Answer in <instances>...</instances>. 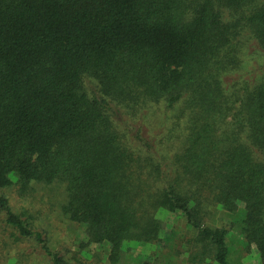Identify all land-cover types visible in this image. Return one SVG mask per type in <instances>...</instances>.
<instances>
[{
	"label": "trees",
	"instance_id": "obj_1",
	"mask_svg": "<svg viewBox=\"0 0 264 264\" xmlns=\"http://www.w3.org/2000/svg\"><path fill=\"white\" fill-rule=\"evenodd\" d=\"M161 209L195 262L264 264V0H0L3 232L49 264H162Z\"/></svg>",
	"mask_w": 264,
	"mask_h": 264
},
{
	"label": "rangeland",
	"instance_id": "obj_2",
	"mask_svg": "<svg viewBox=\"0 0 264 264\" xmlns=\"http://www.w3.org/2000/svg\"><path fill=\"white\" fill-rule=\"evenodd\" d=\"M36 194L37 196H41L43 194V190L40 189V191ZM14 197L20 205L21 200L18 196H16V194ZM39 198L37 199L35 205L44 210L43 217L50 218L51 215H54V213L47 209V205L45 203H38L40 201ZM157 216L163 221V237L167 246H169L168 248H165L167 253L163 256L164 262L162 264H199L195 262V258H193L187 250L189 242H183V239L189 236V232L186 230L183 218L164 209L159 210L157 212ZM52 218H54V216H52ZM48 224L51 225L50 229L57 234L56 239L63 241L65 246H70L73 250L77 249V245L81 239L85 242L88 240V237L86 233H84L81 226H76L75 223L64 217H57L53 223ZM2 229L3 228L0 226V264H49L48 260L41 255H30V258L29 256L26 258L24 253H28L31 250L30 244L26 242L18 243L12 241L13 238L9 236L10 231L3 232ZM174 231H176L177 235H181L182 240H178L179 238L176 237L177 241H175V238L173 237ZM158 244L130 242L128 245L130 255L128 256L126 264L131 262L134 257H138L140 259V264H144V261L148 262L147 264H154V256L159 254V245H161ZM237 245L240 246V243H235L233 246L234 258L236 262L240 264H257L254 252L242 253L240 248H236ZM175 249H180L181 252L176 253ZM109 250V246L105 243H91L87 245V248L83 251L86 264H111L108 259ZM202 264H215V261L210 257H206L204 258Z\"/></svg>",
	"mask_w": 264,
	"mask_h": 264
}]
</instances>
